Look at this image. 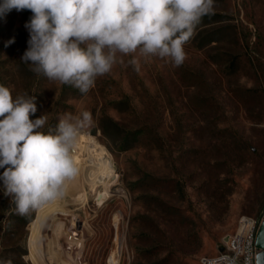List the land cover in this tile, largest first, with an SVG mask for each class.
Returning <instances> with one entry per match:
<instances>
[{
    "label": "rangeland",
    "instance_id": "374dc122",
    "mask_svg": "<svg viewBox=\"0 0 264 264\" xmlns=\"http://www.w3.org/2000/svg\"><path fill=\"white\" fill-rule=\"evenodd\" d=\"M31 15L13 9L0 19V84L14 97L35 95L30 119L47 115L46 129L67 112L90 111L76 148L94 136L115 173L91 192L85 162L74 158L78 174L48 204L56 209L38 251V209L17 215L0 190V260L202 264L223 252L240 218L264 209V0H215L182 66L141 58L136 70L124 56L87 95L21 61Z\"/></svg>",
    "mask_w": 264,
    "mask_h": 264
},
{
    "label": "clouds",
    "instance_id": "9594fccd",
    "mask_svg": "<svg viewBox=\"0 0 264 264\" xmlns=\"http://www.w3.org/2000/svg\"><path fill=\"white\" fill-rule=\"evenodd\" d=\"M13 9L32 13L21 61L37 76L87 95L124 56L136 70L141 58L182 66L185 46L203 17L214 13L215 0H0V19ZM37 110L35 95L14 97L0 84V190L22 217L63 199L78 174L79 136L93 124L85 110L67 112L46 129L47 115L30 119ZM245 256L244 264H264V249Z\"/></svg>",
    "mask_w": 264,
    "mask_h": 264
},
{
    "label": "bare ground",
    "instance_id": "6f19581e",
    "mask_svg": "<svg viewBox=\"0 0 264 264\" xmlns=\"http://www.w3.org/2000/svg\"><path fill=\"white\" fill-rule=\"evenodd\" d=\"M84 138L86 139L85 141L91 144L87 145L86 142L85 146H78V148H76L74 151V158L79 161L82 160L83 162H85L84 174L88 181H91V185L93 183V186L91 187L92 192L98 187L104 186L108 181L112 180L114 177L115 169L109 153L106 151L105 148L100 147L99 144L95 143V137L84 135L81 139ZM87 155L89 156L86 157ZM52 207L54 206L52 205ZM58 207L57 209H59ZM51 208H49L48 204L40 207L38 209V215L36 220L32 222V226L34 228L37 238V251L40 249L42 228L44 227L47 218H49V215L53 211L51 210Z\"/></svg>",
    "mask_w": 264,
    "mask_h": 264
},
{
    "label": "built area",
    "instance_id": "2783aa9c",
    "mask_svg": "<svg viewBox=\"0 0 264 264\" xmlns=\"http://www.w3.org/2000/svg\"><path fill=\"white\" fill-rule=\"evenodd\" d=\"M264 222V209L258 218L243 216L235 231L226 240L223 252L213 256H204L202 264H244L245 254L257 247L260 227Z\"/></svg>",
    "mask_w": 264,
    "mask_h": 264
},
{
    "label": "water",
    "instance_id": "95a60500",
    "mask_svg": "<svg viewBox=\"0 0 264 264\" xmlns=\"http://www.w3.org/2000/svg\"><path fill=\"white\" fill-rule=\"evenodd\" d=\"M257 247L260 249H264V222L262 223L258 233Z\"/></svg>",
    "mask_w": 264,
    "mask_h": 264
},
{
    "label": "crops",
    "instance_id": "0c3cea01",
    "mask_svg": "<svg viewBox=\"0 0 264 264\" xmlns=\"http://www.w3.org/2000/svg\"><path fill=\"white\" fill-rule=\"evenodd\" d=\"M36 242H37V238H36ZM36 245H37V243H36Z\"/></svg>",
    "mask_w": 264,
    "mask_h": 264
}]
</instances>
